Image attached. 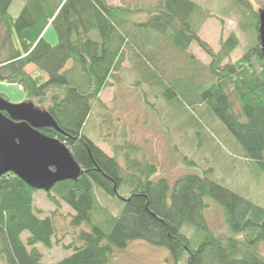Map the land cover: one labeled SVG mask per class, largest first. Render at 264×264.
<instances>
[{
    "label": "trees",
    "instance_id": "obj_1",
    "mask_svg": "<svg viewBox=\"0 0 264 264\" xmlns=\"http://www.w3.org/2000/svg\"><path fill=\"white\" fill-rule=\"evenodd\" d=\"M11 2L0 0V80L22 85L26 96L50 113L63 133L53 127L40 130L63 141L83 171L76 180L59 181L44 191L54 205L45 217L38 216L37 189L12 172L0 176V263L45 264L37 245L53 246V216L65 203L73 210L71 223H86L89 230L63 244L73 245V252L50 264H114L116 253L136 240L167 248L174 264H264L263 205L196 171L172 181L152 178L156 163L141 147L123 140L109 155L83 130L94 102L120 69L126 48L135 50L139 64L153 63L156 51L144 48L163 37L186 54L198 73L189 50L194 42L211 58L209 79L192 90L196 99L221 120L254 168L264 172V58L258 9L251 1L230 0L241 28L253 36L249 49L234 61L224 59L238 38L230 33L220 50L213 51L199 35L210 11L195 0L135 5L24 0L17 15L9 11ZM138 12L144 14L141 20L133 17ZM51 26L55 44L45 39ZM28 65L35 68L27 71ZM96 191L118 205L117 214L99 203Z\"/></svg>",
    "mask_w": 264,
    "mask_h": 264
},
{
    "label": "rangeland",
    "instance_id": "obj_2",
    "mask_svg": "<svg viewBox=\"0 0 264 264\" xmlns=\"http://www.w3.org/2000/svg\"><path fill=\"white\" fill-rule=\"evenodd\" d=\"M107 1L135 5L153 0ZM195 1L210 11L200 24L199 35L213 51L220 50L222 41L230 33L239 40L224 61H234L249 49L253 36L241 28L242 19L230 0ZM250 1L256 9L264 8V0ZM23 3L24 0H12L11 14L17 15ZM143 16L138 12L133 17L141 20ZM45 39L52 44L57 42L52 26L46 30ZM144 49L146 52L156 51L155 62L141 60L139 64L135 50L126 48L120 69L110 78L111 85L101 91L100 101L94 102L84 132L109 155L113 154L112 146L123 140L141 147L148 160L156 163L152 178L165 176L172 181L179 174L196 171L264 206L263 170L254 168L244 157L233 135L192 91L196 85L209 79L210 56L197 43L190 44L189 50L201 69L197 73L192 70L186 54L172 48L163 37L158 39L157 45H148ZM70 65L71 61L66 67ZM34 68L28 65L26 70ZM19 88L16 83L0 80V94L10 102L31 101ZM96 195L101 205L117 214L118 205L111 198L99 191ZM34 198L36 206L41 209L38 216L51 215L54 205L47 200L45 192L37 189ZM71 213L73 210L69 205L62 203L54 214L53 246L37 245L43 263L50 264L71 254L74 246L65 247L63 244L72 242L81 230H89L86 223L73 225ZM209 219L212 226L216 225L212 216L209 215ZM27 235V230L21 233L24 242ZM114 258V264H174L167 248L150 245L144 240L133 241ZM179 264H184V260Z\"/></svg>",
    "mask_w": 264,
    "mask_h": 264
},
{
    "label": "water",
    "instance_id": "obj_3",
    "mask_svg": "<svg viewBox=\"0 0 264 264\" xmlns=\"http://www.w3.org/2000/svg\"><path fill=\"white\" fill-rule=\"evenodd\" d=\"M258 21L264 58V8L258 10ZM43 127L63 133L45 109L32 101L13 103L0 94V176L12 172L33 189L44 191L59 181L78 178L81 165L67 145L43 133Z\"/></svg>",
    "mask_w": 264,
    "mask_h": 264
},
{
    "label": "built area",
    "instance_id": "obj_4",
    "mask_svg": "<svg viewBox=\"0 0 264 264\" xmlns=\"http://www.w3.org/2000/svg\"><path fill=\"white\" fill-rule=\"evenodd\" d=\"M21 88V86H19Z\"/></svg>",
    "mask_w": 264,
    "mask_h": 264
}]
</instances>
